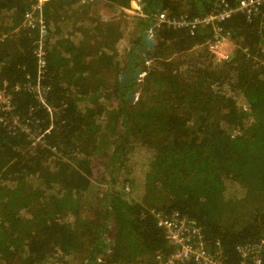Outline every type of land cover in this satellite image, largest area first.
Returning <instances> with one entry per match:
<instances>
[{
    "label": "trees",
    "instance_id": "1",
    "mask_svg": "<svg viewBox=\"0 0 264 264\" xmlns=\"http://www.w3.org/2000/svg\"><path fill=\"white\" fill-rule=\"evenodd\" d=\"M29 1L0 0L8 34L0 79L9 87L35 73V34L20 27ZM75 3L44 5L52 114L13 91L20 117L51 128L31 146L27 134L0 127V264H153L171 249L151 209L196 220L208 248L218 241L225 261L238 264L235 246L264 236V26L238 14L222 22L236 49L212 64L205 47L186 54L209 27L191 35L161 26L146 46L149 19L104 21ZM141 4L146 13L202 15L213 0ZM67 26L70 35L78 26L77 43L63 37ZM133 158L145 164L138 174Z\"/></svg>",
    "mask_w": 264,
    "mask_h": 264
},
{
    "label": "built area",
    "instance_id": "2",
    "mask_svg": "<svg viewBox=\"0 0 264 264\" xmlns=\"http://www.w3.org/2000/svg\"><path fill=\"white\" fill-rule=\"evenodd\" d=\"M29 2L22 15L20 27L31 30L35 34L31 42L35 73L32 76L30 73H25L24 81L14 83L11 87H9L7 80L0 79V127L6 129L10 134L18 132L27 134L31 146H36L43 141V135L51 128V125L42 130L40 127L32 125L28 117H20L15 112L13 91H26L42 107H45L50 113L52 112V107L46 99L50 89L46 78L48 76L49 42H52V36L44 16L46 0H30ZM76 2L82 5L98 4L105 6L104 4H107L113 8V15L119 13L133 14L149 19L144 34L149 35L152 41L154 29L161 26L176 30L184 29L191 35L199 28L209 27L211 31L209 39L193 46L186 51V54L197 52L198 47H205L212 64L227 61L232 51L236 49L231 35L223 29L222 22L238 14L242 15L247 22L258 20L259 26H264V0H213L211 9L202 15H189L188 13L171 15L165 9L146 13L141 8V0H134L135 6L133 7H121L107 0H76ZM104 18L108 19V17ZM7 36V33L0 34V41ZM145 63L148 65L149 61ZM144 75V71L139 72L138 82L142 81ZM133 94L132 102L138 98V91ZM124 189L128 190L129 186L125 185ZM150 212L154 216L156 226L163 231L166 242L171 249L167 254L156 253L153 264H228L223 257L222 248L218 241L214 242L211 249L208 248L203 228L196 220L187 218L176 210L164 213L151 209ZM235 250L240 257L238 264H264V236L255 241L237 244Z\"/></svg>",
    "mask_w": 264,
    "mask_h": 264
},
{
    "label": "crops",
    "instance_id": "3",
    "mask_svg": "<svg viewBox=\"0 0 264 264\" xmlns=\"http://www.w3.org/2000/svg\"><path fill=\"white\" fill-rule=\"evenodd\" d=\"M76 4V7L78 8V11L80 10L81 12H82V10L80 9V7L81 8H83V7H88L89 8V10H90V14L89 15H91L92 14V11H96V15H98L99 17H100V15L102 14V12H103V10L104 9H99L98 7H100L101 5H98V4H95V5H82V4H79L78 2H76L75 3ZM134 4V3H133ZM132 4V5H133ZM140 5H142L141 4V2H140ZM142 7V6H141ZM111 8L112 7H109V12H110V10H111ZM76 10V9H75ZM73 11H74V9H73ZM73 11H72V9H68L67 10V16L68 17H70V18H76L77 17V15H78V11H75L74 13H73ZM79 11V12H80ZM122 14V13H121ZM129 15H133V14H129ZM137 15H139V14H137ZM84 17H85V15H83ZM140 16V15H139ZM141 17V16H140ZM143 18V17H142ZM68 19V18H67ZM70 19H68V21H69ZM79 21V20H78ZM77 27L78 26H74L73 27V30L75 31V32H72V35H70V33H69V31L71 30V28H70V26H67V27H64V29H63V31H62V34H63V37H72V42L73 43H77V41H78V36H79V33H78V30H77ZM72 30V31H73ZM1 34V33H0ZM54 45V43L52 44V46Z\"/></svg>",
    "mask_w": 264,
    "mask_h": 264
},
{
    "label": "rangeland",
    "instance_id": "4",
    "mask_svg": "<svg viewBox=\"0 0 264 264\" xmlns=\"http://www.w3.org/2000/svg\"><path fill=\"white\" fill-rule=\"evenodd\" d=\"M105 6H100V7H98L99 9H104L103 10V12H102V14L100 15V19H102V20H104V21H106V18H104V17H111L112 15H113V8H111V10H110V12H109V5H107V4H104ZM119 15H120V13H119ZM122 15V14H121ZM123 46V42H121L120 44H119V47L121 48ZM228 46H230L229 44H228ZM231 47H233V46H231ZM229 49H230V47H228ZM146 64V63H145ZM136 81H138L137 80V77H136ZM138 87H139V85H138ZM133 162H136V164L133 166V165H131V168L133 169V171H134V173L135 174H138L145 166V164L143 163V161L142 160H137V159H135V158H133L132 159V162L131 163H133Z\"/></svg>",
    "mask_w": 264,
    "mask_h": 264
},
{
    "label": "water",
    "instance_id": "5",
    "mask_svg": "<svg viewBox=\"0 0 264 264\" xmlns=\"http://www.w3.org/2000/svg\"><path fill=\"white\" fill-rule=\"evenodd\" d=\"M144 43H145L146 46H151L152 45V39L150 38L149 35H146V34L144 35ZM139 72L140 71H137L135 73L136 77L138 76ZM123 79H124V77L121 78V80H123ZM133 96H134L133 91H130L129 92V98H130V100L133 99Z\"/></svg>",
    "mask_w": 264,
    "mask_h": 264
}]
</instances>
